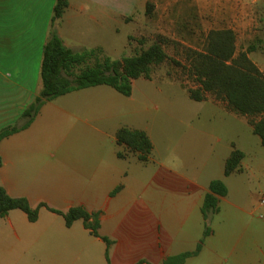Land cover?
<instances>
[{
	"label": "crops",
	"instance_id": "crops-1",
	"mask_svg": "<svg viewBox=\"0 0 264 264\" xmlns=\"http://www.w3.org/2000/svg\"><path fill=\"white\" fill-rule=\"evenodd\" d=\"M67 2L63 16L51 27L55 0H0V131L23 125L22 114L41 89L42 49L51 29L74 53L93 50L97 59L100 50L102 58H117L101 33L108 28L113 33L115 19L123 22L127 17L121 13L124 2ZM205 3L217 10L218 24L242 30L261 21L255 12L264 7V0ZM115 11H121L118 17ZM107 87L72 91L46 102L28 127L0 141V185L32 208L44 205L35 222L20 210L0 217V264L10 257L34 264L35 251L54 250L63 258L66 252L89 250L99 259L97 264H106V244L92 236L82 220L66 227L61 215L48 210L66 212L73 207L99 213L98 233L111 241L109 264H164L170 257L193 252L200 240L201 250L183 264H264L257 229L239 226L241 211L247 213L252 203L259 207L256 198L264 194L259 137H216L210 121L193 125L191 119L189 148L179 150L189 158L185 156L179 169L178 150L171 141L176 133L155 130V118L149 123L137 108L130 111L133 86L129 97ZM122 127L146 133L152 144L147 162L116 143ZM163 138L168 140L164 149L159 147ZM211 139L215 144L210 146ZM233 149L243 158L239 170L225 176V161ZM213 180L222 181L227 194L217 197V212L204 218L203 199Z\"/></svg>",
	"mask_w": 264,
	"mask_h": 264
},
{
	"label": "trees",
	"instance_id": "trees-1",
	"mask_svg": "<svg viewBox=\"0 0 264 264\" xmlns=\"http://www.w3.org/2000/svg\"><path fill=\"white\" fill-rule=\"evenodd\" d=\"M67 6V0H55L51 27L63 16ZM152 7L147 3L145 13L150 14ZM167 42L168 40L162 36H156L152 44L134 55L117 60L105 57L100 60L94 59L96 51L93 50L72 52L51 29L42 49L41 89L23 112L22 117L25 120L23 125L1 130L0 141L28 127L43 104L72 91L106 85L129 97L132 93L133 80L139 78L150 80L155 69L168 61L173 62L164 50ZM254 50L256 46L249 45L237 52L236 34L230 28L210 30L205 36L202 50H189V71L195 79L197 88L189 89L187 93L191 100L198 102L203 101L206 94L214 95L216 99L224 101L233 113L248 118L247 122L253 134L259 137L264 149V74L248 56ZM91 59L95 61L93 64H90ZM115 138L118 145L137 153L139 161L147 162L152 144L144 131L122 127L116 132ZM117 155L123 157L121 153ZM242 158V152L232 150L225 161V176L239 170ZM1 165L0 158V167ZM226 194L227 188L222 181L213 180L209 183V192L205 195L201 208L204 218L208 213L217 212V197ZM43 206L41 204L32 208L25 198L10 197L0 185V217L6 216L11 210H20L25 213L29 222H35L38 210ZM48 210L61 215L66 227H70L76 220H82L90 234L101 238L106 244L105 260L106 264H109L108 247L111 241L98 233L99 213H88L81 207H73L66 212L51 208ZM208 233L209 229L205 228L203 235L206 236ZM202 243L203 240H200L193 252L170 257L164 264H183L187 258L201 250Z\"/></svg>",
	"mask_w": 264,
	"mask_h": 264
},
{
	"label": "rangeland",
	"instance_id": "rangeland-1",
	"mask_svg": "<svg viewBox=\"0 0 264 264\" xmlns=\"http://www.w3.org/2000/svg\"><path fill=\"white\" fill-rule=\"evenodd\" d=\"M120 1L124 2L126 10L119 12L127 17L122 19L123 22L115 19L113 33L109 32V28L107 32L101 33L109 52L117 57L114 60L138 53L152 44L156 36L168 40L164 50L173 62L168 61L155 69L150 80L139 78L132 81L135 101L130 111L137 108L139 114L149 123L155 118V130L166 134L176 133L171 141L178 150L176 155L179 159V169L184 168L185 156L189 158L187 154L181 155L179 150L189 148L191 119L194 120L193 125L200 124L196 121H210V130L216 137L226 139L234 136H254L246 123L248 118L233 113L224 101L216 99L214 95L206 94L205 99L199 102L188 97V90L197 88L189 71V50H202L205 36L210 30L230 28L236 34L237 52L249 45L256 46L249 58L262 67L264 74V7H257V11L255 10V15L257 18L260 16L261 21L258 19L256 25L242 30L225 23L218 24L217 10L214 12L205 0H150L146 2L153 6L150 14L145 13L146 4L142 1ZM119 12L115 11V17H118ZM97 54L101 60V51ZM90 62L93 64V61ZM113 92L116 93L114 90ZM167 142L168 140L161 139L159 147L164 149ZM214 144L215 139H211L210 146ZM262 195L264 194L257 196V202ZM219 223L224 225L221 220ZM240 223L241 227L250 226L257 229L259 244L264 243V207H256V203H252L247 213L241 211ZM34 257V264H89L91 260L95 263L99 260L89 250L66 252L64 258L58 257L57 250L35 251ZM3 263L23 264L15 261L13 257L5 259Z\"/></svg>",
	"mask_w": 264,
	"mask_h": 264
},
{
	"label": "built area",
	"instance_id": "built-area-1",
	"mask_svg": "<svg viewBox=\"0 0 264 264\" xmlns=\"http://www.w3.org/2000/svg\"><path fill=\"white\" fill-rule=\"evenodd\" d=\"M258 206L264 207V195H262V197L259 199ZM260 217H262V215H260Z\"/></svg>",
	"mask_w": 264,
	"mask_h": 264
}]
</instances>
